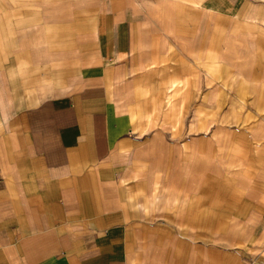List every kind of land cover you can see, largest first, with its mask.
I'll use <instances>...</instances> for the list:
<instances>
[{
	"label": "crops",
	"instance_id": "obj_1",
	"mask_svg": "<svg viewBox=\"0 0 264 264\" xmlns=\"http://www.w3.org/2000/svg\"><path fill=\"white\" fill-rule=\"evenodd\" d=\"M0 264H264V0H0Z\"/></svg>",
	"mask_w": 264,
	"mask_h": 264
}]
</instances>
